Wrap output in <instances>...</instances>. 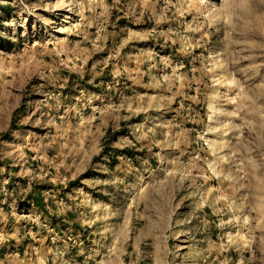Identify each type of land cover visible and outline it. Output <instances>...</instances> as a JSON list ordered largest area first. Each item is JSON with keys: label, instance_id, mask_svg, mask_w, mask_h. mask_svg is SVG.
I'll return each mask as SVG.
<instances>
[{"label": "rangeland", "instance_id": "374dc122", "mask_svg": "<svg viewBox=\"0 0 264 264\" xmlns=\"http://www.w3.org/2000/svg\"><path fill=\"white\" fill-rule=\"evenodd\" d=\"M0 264H264V0H0Z\"/></svg>", "mask_w": 264, "mask_h": 264}, {"label": "bare ground", "instance_id": "6f19581e", "mask_svg": "<svg viewBox=\"0 0 264 264\" xmlns=\"http://www.w3.org/2000/svg\"><path fill=\"white\" fill-rule=\"evenodd\" d=\"M221 100H222V99H221V97H220V98H218V100H217V103H215V105L213 106V108H214V107H216V106H218V105H220V103H221Z\"/></svg>", "mask_w": 264, "mask_h": 264}]
</instances>
